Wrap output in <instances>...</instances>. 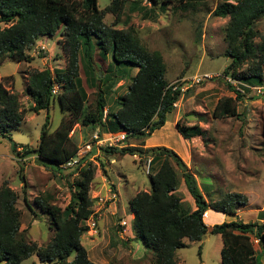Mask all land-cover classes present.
I'll return each mask as SVG.
<instances>
[{"label": "trees", "instance_id": "1", "mask_svg": "<svg viewBox=\"0 0 264 264\" xmlns=\"http://www.w3.org/2000/svg\"><path fill=\"white\" fill-rule=\"evenodd\" d=\"M148 1L153 11L158 5L166 10L167 4H172L174 8L179 6L180 9L188 8L191 4L185 0ZM127 2L136 3L132 0H112L106 8L99 9L98 0H0V65L7 57L16 62L30 61L33 58L27 51L40 38L58 33L65 37V50L68 53L65 69L31 71L25 91L34 102L32 110L35 112L48 110L58 99L70 117L63 118L60 125L51 131L47 115L38 147L33 149L29 145L12 143V153L19 161L36 153L40 164L62 171L66 170L64 163L79 149L70 136L76 124L99 126L105 133L128 132L125 147H107L102 151L111 157L126 154L150 156L151 164L158 166L154 175L149 172L150 189L139 191L129 203L134 231L153 253V264H179L176 251L186 246L185 239L201 241L209 232L222 236L221 264H263L264 209L258 213L260 221L244 222L237 217L238 208L248 204L246 195L230 192L213 202L204 194L196 174L178 152L167 146L144 147L146 139L165 126L168 115L175 109L174 103L181 96V90H173L166 80L167 67L159 50L146 47L132 26L128 29L115 28ZM140 10L149 11L142 6ZM108 12L115 16L112 25L104 21ZM213 15L229 17L225 39L228 43L227 56L232 61L224 73L249 83L262 81L264 40L260 46L256 44L258 30L255 25L264 16V0H225L216 6ZM126 19L127 23L130 22L131 16ZM97 48L111 56L116 69L124 68L123 73L109 72L101 78L93 60ZM81 54L96 79L104 85L124 80L130 68H137L127 93L120 97V107L107 113L105 120V98H98L94 108L87 105L89 94L80 77ZM14 84V75L1 78L0 139H11V132L20 129L25 119L19 96L12 91ZM55 84L63 88L58 96L52 93ZM229 87L235 96L217 102L213 112L215 118L239 116L238 103L244 100V96L237 94L230 84ZM177 125L185 139L201 136L204 132L198 125L186 126L179 121ZM132 137L140 140L138 146H130ZM18 147H23V150L19 151ZM18 163L25 185L24 166ZM96 168L91 161L87 166L80 164L69 169L73 174L80 172V176L74 183L75 191L65 208L51 203L46 197L36 198L37 206L50 215L55 231L46 245H39L25 237V230H21L23 212L18 206L20 195L8 181H3L0 186V264H22L32 256H37L40 261L58 264H96L89 258L82 242L84 233L89 230L87 220L93 212L94 198L90 196V189ZM181 177L194 199L196 209L178 192ZM23 194L26 207L36 216L37 212L24 187ZM210 208L236 219L217 223L209 229L203 214ZM255 241L260 251L256 249Z\"/></svg>", "mask_w": 264, "mask_h": 264}, {"label": "rangeland", "instance_id": "2", "mask_svg": "<svg viewBox=\"0 0 264 264\" xmlns=\"http://www.w3.org/2000/svg\"><path fill=\"white\" fill-rule=\"evenodd\" d=\"M132 1L136 3L127 2L115 28L128 29L132 26L136 36L146 47L162 53L167 67L166 80L170 84L187 86L186 91L176 102L174 111L168 115L165 126L157 130L152 138L161 141L163 145L160 146L180 151V156L196 174L202 191L213 202L219 201L222 196L230 192L246 195L248 204L238 208L237 218L244 222L257 221L256 211L264 209V99L239 102L237 117L213 116L215 106L220 99L235 96L224 77L226 75L224 71L232 61V58L227 56L228 43L225 39L229 17L221 18L213 15L216 6L225 0H185L191 2L188 8L180 9L179 6L174 8L172 4H167L166 10L158 5L154 11L148 0ZM111 2L112 0H98V7L104 9ZM140 6L149 11H141ZM127 16H131L128 23ZM104 21L107 25H112L115 16L108 12ZM1 24L6 26L4 23ZM255 26L258 30L255 42L260 46L264 40V16ZM64 43L65 37L61 33L52 37L45 36L27 51L33 58L30 61L16 62L7 57L0 65V81L3 76H15L12 91L18 94L21 107L25 110V119L20 129L11 132V139L8 137L0 139V186L6 180L20 195L18 206L23 212L21 229L25 230L23 234L28 240L36 241L39 245H46L55 231L52 228L50 215L37 206L36 198L46 197L51 203L65 208L75 191L74 183L79 178L80 172L73 174L70 170H52L51 167H46L37 161L36 153L19 161L12 153L11 147L12 143H18L36 149L40 143L41 129L47 115H49L51 131L60 125L63 118L70 117L69 112L62 109L58 99L48 110L35 112L32 110L34 102L25 91L31 71L46 68L53 71L67 67L68 53ZM81 55L80 77L89 94L87 105L94 108L98 98L103 97L106 100L107 113L116 111L120 107V97L127 93L137 68H130L131 71L124 80L116 84L109 82L110 84L104 85L96 79L93 71L87 66L83 54ZM93 60L96 64L95 70L101 78L109 72L123 73L124 68L116 69L111 56L100 52L99 48L95 50ZM244 67L246 68V65ZM203 73H212L214 78L200 84L193 83V79ZM58 86L54 96H58L63 91L61 85ZM178 121L186 126L198 125L204 132L201 136L185 139L179 131ZM97 127L76 124L70 136L76 145L82 146ZM139 143L137 137L130 138V146H138ZM188 149L190 157H186ZM102 154L92 161L97 168L91 183L90 196L93 198L97 194H103L107 185H114L118 193L116 205L118 208L116 212L113 211L114 207L106 208L99 219L98 232L86 231L82 242L87 249L88 245L93 243L106 246L108 250L106 255L109 258L125 256L118 261V264H153V253L137 236L132 238V234L136 235V233L129 205L132 196L139 191L150 189L151 181L146 167L149 156H143L139 161L130 154L117 155V162L110 164L105 157L106 154L104 152ZM18 162L24 166L27 181L25 185L19 172ZM157 168V164L152 163L150 173L154 175ZM177 170L180 173L178 167ZM102 176L106 177V186H103ZM23 187L26 188V196L37 212L36 216L28 210L23 201ZM178 192L193 208L194 199L182 177ZM119 218H125L129 222L128 233L121 234L115 226ZM234 219L236 217L227 215L226 221ZM119 227L122 229L120 224ZM126 243H131L133 247ZM185 244V247L176 251L178 263L221 264L223 240L220 234L209 232L201 241L187 238ZM255 246L260 251L256 241ZM130 248L134 256L142 258L144 256V258L133 261L132 259H136L129 251ZM35 260L37 261L33 263L32 259H28L23 264H58Z\"/></svg>", "mask_w": 264, "mask_h": 264}, {"label": "built area", "instance_id": "3", "mask_svg": "<svg viewBox=\"0 0 264 264\" xmlns=\"http://www.w3.org/2000/svg\"><path fill=\"white\" fill-rule=\"evenodd\" d=\"M218 76V75H217ZM226 81L234 88L235 92L237 94H240L244 96V100L242 101H247V100H256V99H264V73H263V79L261 83H247L243 80L237 79L233 77L232 75H224ZM214 75L212 73H203L198 76H196L193 79V83L200 84L204 82L205 80H210L213 79ZM173 90L180 89L181 94H183L186 91V87L184 84H170ZM57 87H59L57 84L54 85L52 89V93L55 95L57 93ZM176 102L174 103V106H176ZM107 111L105 110V116L104 120L106 118ZM129 137L128 132H120V133H105L102 131L100 127L97 128L92 134L89 135V139L82 144V146H79L78 151L74 156H72L70 159H68L63 167L66 170H69L71 168H76L80 164L82 166H87L89 162L95 161L96 158L99 155L102 154V149L107 148V147H125L126 146V140ZM19 151L23 150V147H18ZM95 150V152H93ZM107 161L110 164H115L117 162L116 157H111L105 155ZM133 157L136 160L141 161L142 156L139 154L133 155ZM151 160L152 157L149 156V159L147 160L146 167H147V172H150V166H151ZM105 193H100L94 196V204L92 206V214L90 218L87 220V225L89 226L88 232L92 231V233H97L98 232V221L103 215V211L106 208H111L114 207V210L117 208L118 204V193L114 189V187L107 185ZM208 215V212H204L203 218L205 219ZM119 224L122 227H126L128 225L127 220L121 219Z\"/></svg>", "mask_w": 264, "mask_h": 264}, {"label": "crops", "instance_id": "4", "mask_svg": "<svg viewBox=\"0 0 264 264\" xmlns=\"http://www.w3.org/2000/svg\"><path fill=\"white\" fill-rule=\"evenodd\" d=\"M43 38V37H42ZM41 39V38H40ZM39 41V40H38ZM96 127V126H95ZM163 128V127H162ZM156 132V131H155ZM155 132L152 134V136L151 137H149L148 139H146V142H145V145H144V147H154V146H160V145H163V143L161 142V141H159V140H154V138H152L153 137V135L155 134ZM93 152H95V150L93 151ZM177 152V151H176ZM178 153H180V151L178 152ZM181 155V154H180ZM190 157V150L188 149L187 150V153H186V157ZM99 171V170H98ZM102 178H103V183H104V185L103 186H106V177L105 176H102ZM114 186V185H113ZM104 188V187H103ZM133 197V196H132ZM118 208V207H117ZM117 208H116V210H117ZM193 209H196V205H195V203H193ZM116 210L114 211V212H116ZM259 209L256 211V216H257V220L258 221H260L259 219H258V213H259ZM207 212H208V215H207V217L204 219L205 220V222H206V224L209 226V227H212L213 225H215V224H217V223H222V222H224V221H226L227 220V215L225 214V213H223V212H220V211H216V210H214V209H212V208H210V209H208L207 210ZM24 214H25V212H24ZM120 219H125V218H119V221H120ZM126 220V219H125ZM100 221V220H99ZM99 221H98V224H99ZM119 221H118V223L115 225L118 229H119V232H121V234L122 233H128V227H129V222H128V225L124 228L123 227V229H121L120 227H119ZM125 229V231H123ZM22 230V229H21ZM100 231L102 232V229H101V227H100ZM133 235V237L132 238H135V234H132ZM137 239V238H136ZM129 240V239H128ZM126 245H128V246H130L131 248L133 247L132 246V244L131 243H126ZM86 246V245H85ZM86 248H87V246H86ZM129 249V251L130 252H132V249ZM87 251H88V255H89V258L93 261V262H95L96 264H118V261H120V260H122L125 256H117V258L114 256H112V257H107V249H106V246H104L103 247V245L101 246H99V244H97V243H93V244H89L88 245V249H87ZM132 256L136 259V260H134V259H132L133 261H139V260H142L143 258H144V256H143V258L142 257H139V256H134L133 255V252H132ZM127 257V256H126ZM114 258V259H113ZM29 259H32V261H33V263H35V261H37V260H35V259H39L37 256H32L31 258H29ZM111 261H110V260ZM264 255H263V257H262V263L264 264ZM28 260V259H27ZM27 260H25V261H27ZM25 261H23L22 262V264L25 262ZM136 264H138V263H136ZM180 264V263H179Z\"/></svg>", "mask_w": 264, "mask_h": 264}, {"label": "clouds", "instance_id": "5", "mask_svg": "<svg viewBox=\"0 0 264 264\" xmlns=\"http://www.w3.org/2000/svg\"><path fill=\"white\" fill-rule=\"evenodd\" d=\"M182 95V94H181ZM177 102V101H176ZM175 107V106H174ZM104 116H105V112H104ZM99 127V126H98ZM97 127V128H98ZM79 147V146H78ZM110 186H112V187H114L113 185H110ZM114 189H115V187H114ZM116 190V189H115ZM121 220V219H120ZM120 222V221H119ZM125 228V227H124ZM122 229H123V227H122Z\"/></svg>", "mask_w": 264, "mask_h": 264}]
</instances>
